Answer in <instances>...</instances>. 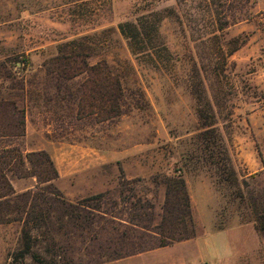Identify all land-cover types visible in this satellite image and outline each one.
Here are the masks:
<instances>
[{"label":"rangeland","instance_id":"1","mask_svg":"<svg viewBox=\"0 0 264 264\" xmlns=\"http://www.w3.org/2000/svg\"><path fill=\"white\" fill-rule=\"evenodd\" d=\"M141 17L149 26L159 19V57L133 53L119 31V23ZM70 41L82 45L88 63L106 61L123 73L129 108L119 118L77 115L73 98L84 74L62 91L45 76L44 65ZM0 63L23 76L28 91L18 143L25 152L49 154L59 175L53 183L65 199L130 195L159 210L158 174L181 170L195 205L193 237L218 251L222 241L213 232L226 230L227 240L250 252L249 264H264V0H0ZM198 108L229 115L217 127L230 144L236 179H221L204 159ZM223 157L216 158L222 167ZM11 182L16 192L36 184L34 177ZM197 217L212 219V226ZM21 227L0 224V264H10ZM197 244H173L116 264H198ZM232 260L246 264L239 255ZM30 263L27 256L24 264Z\"/></svg>","mask_w":264,"mask_h":264},{"label":"trees","instance_id":"2","mask_svg":"<svg viewBox=\"0 0 264 264\" xmlns=\"http://www.w3.org/2000/svg\"><path fill=\"white\" fill-rule=\"evenodd\" d=\"M143 18L119 23L120 33L133 53L159 57L157 28ZM60 46L45 66V76L62 91L65 82L85 75L74 95L77 115H93L98 122L115 120L129 108L124 75L106 61L90 64L82 45L75 41ZM69 47V48H68ZM79 48V49H78ZM238 48L234 46L231 51ZM13 63L19 62L14 57ZM25 59V63H26ZM0 224L22 222L20 244L10 264H101L169 245L195 235L190 196L181 170L160 173L164 187L160 209L146 198L130 195L107 201L100 192L71 202L64 198L53 181L58 170L45 150L25 152L18 138L25 134V79H17L5 63H0ZM201 81V79H200ZM199 137L204 144V159L217 166L221 179H236L230 144L217 127L221 114L198 108ZM223 117V116H222ZM224 122L229 120L226 114ZM224 155L222 167L216 159ZM217 156V157H216ZM222 159V158H221ZM228 168L227 177L222 176ZM217 174V171H216ZM34 177L36 184L16 192L12 179ZM124 181V179H121ZM124 203V205H118ZM41 250L36 248L42 244ZM40 246V245H39Z\"/></svg>","mask_w":264,"mask_h":264},{"label":"crops","instance_id":"3","mask_svg":"<svg viewBox=\"0 0 264 264\" xmlns=\"http://www.w3.org/2000/svg\"><path fill=\"white\" fill-rule=\"evenodd\" d=\"M191 207L193 209H195V205H191ZM196 216V215H195ZM196 218V217H195ZM200 222L202 224H204V226H212V219H210L209 221L208 220H203L200 219L199 217H197V223ZM213 233H216L218 234V238L221 239V243H220V249L217 251L215 249H204L203 246L201 245H205V239L203 237H191V238H188V239H184V240H180V241H175L169 245H173V244H189V243H192V242H196L198 243L197 246L199 248V250L196 252L195 254V260H196V263L198 264H201V263H206V264H229L231 263L233 260V258L236 260V255H239V256H242L243 258H245L246 260V264H249L248 263V256L250 254L249 251H246V250H240L238 249L237 247H235L233 245V243L230 241V240H227L226 237H225V234H226V230H218L216 232H213ZM169 245H166V246H169ZM166 246H163V247H158V248H155V249H152V250H148V251H144V252H141V253H138V254H134V255H131V256H127V257H124V258H120V259H117L115 261H111L115 262V264L118 262H124V261H127V260H131V259H134V258H139V257H142L146 254H150L152 252H155L157 251L158 249L160 248H164ZM229 260V261H228ZM109 262V263H111ZM187 261H184V263L182 264H187L186 263ZM157 264H177L176 263V260H173V261H170V260H160V261H157L156 262Z\"/></svg>","mask_w":264,"mask_h":264}]
</instances>
